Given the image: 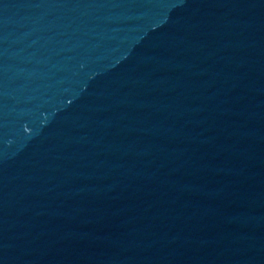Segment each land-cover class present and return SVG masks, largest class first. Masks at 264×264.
Here are the masks:
<instances>
[{
  "label": "water",
  "instance_id": "water-1",
  "mask_svg": "<svg viewBox=\"0 0 264 264\" xmlns=\"http://www.w3.org/2000/svg\"><path fill=\"white\" fill-rule=\"evenodd\" d=\"M0 264H264V0H0Z\"/></svg>",
  "mask_w": 264,
  "mask_h": 264
}]
</instances>
